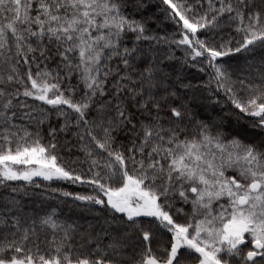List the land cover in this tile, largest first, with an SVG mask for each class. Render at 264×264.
I'll return each mask as SVG.
<instances>
[{"label": "snow or ice", "instance_id": "1", "mask_svg": "<svg viewBox=\"0 0 264 264\" xmlns=\"http://www.w3.org/2000/svg\"><path fill=\"white\" fill-rule=\"evenodd\" d=\"M0 264H264V0H0Z\"/></svg>", "mask_w": 264, "mask_h": 264}, {"label": "trees", "instance_id": "2", "mask_svg": "<svg viewBox=\"0 0 264 264\" xmlns=\"http://www.w3.org/2000/svg\"><path fill=\"white\" fill-rule=\"evenodd\" d=\"M239 55V54H237ZM15 185H22L23 182H11ZM47 183V182H42ZM52 187H57V183H53ZM59 186H62L65 190L68 191H85V186L80 185H71L64 182H59ZM22 199L31 205L33 202L43 201V204L47 206L56 207L61 213L66 216H73L75 218L76 215H79L78 210L74 205L71 204L70 200L64 201L63 197H60L59 193H52L50 190L45 191L44 188L40 189H30L28 191L27 196H23ZM64 201V202H62ZM83 223V221H81Z\"/></svg>", "mask_w": 264, "mask_h": 264}]
</instances>
